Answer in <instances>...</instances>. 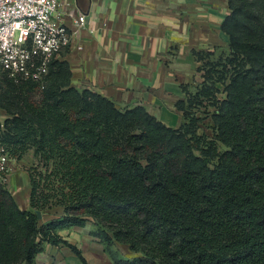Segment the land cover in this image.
Here are the masks:
<instances>
[{
	"label": "trees",
	"instance_id": "16d2710c",
	"mask_svg": "<svg viewBox=\"0 0 264 264\" xmlns=\"http://www.w3.org/2000/svg\"><path fill=\"white\" fill-rule=\"evenodd\" d=\"M227 4V52L212 63L214 50L193 51L203 80L181 85L178 127L72 86L66 60L40 81L0 72V143L39 163L27 210L0 179V264H35L46 242L82 259L58 231L89 222L114 264H264V0ZM204 99L211 137L189 112ZM52 209L61 214L40 223L36 211ZM115 243L140 255L123 259Z\"/></svg>",
	"mask_w": 264,
	"mask_h": 264
},
{
	"label": "crops",
	"instance_id": "0c3cea01",
	"mask_svg": "<svg viewBox=\"0 0 264 264\" xmlns=\"http://www.w3.org/2000/svg\"><path fill=\"white\" fill-rule=\"evenodd\" d=\"M74 2L86 23L73 46L58 56L69 64L71 85L94 90L120 109L143 106L164 125L178 127L181 115L174 104L184 98L181 85L202 79L193 51L228 47L229 37L221 30L229 13L227 0ZM13 172L11 176L17 175ZM16 185L20 189V183ZM28 208L26 200L21 209ZM60 214L59 209L40 211L39 221L44 223ZM89 227L58 231L82 259L68 246L46 242L35 264H114ZM113 250L123 259L140 255L121 243H115Z\"/></svg>",
	"mask_w": 264,
	"mask_h": 264
},
{
	"label": "built area",
	"instance_id": "2783aa9c",
	"mask_svg": "<svg viewBox=\"0 0 264 264\" xmlns=\"http://www.w3.org/2000/svg\"><path fill=\"white\" fill-rule=\"evenodd\" d=\"M85 23L74 0H0V72L14 79L42 80L51 61L73 46ZM10 160L0 143L1 180L11 173Z\"/></svg>",
	"mask_w": 264,
	"mask_h": 264
},
{
	"label": "rangeland",
	"instance_id": "374dc122",
	"mask_svg": "<svg viewBox=\"0 0 264 264\" xmlns=\"http://www.w3.org/2000/svg\"><path fill=\"white\" fill-rule=\"evenodd\" d=\"M227 52V48L224 50H215L213 56L211 58L209 57L208 62H216L219 61V59L222 57H225V54ZM225 53V54H224ZM203 62H200L199 65H202ZM201 75L203 72H200ZM203 79L196 81L193 84H190L191 86H197L202 82ZM216 87L218 88V92L216 94L218 99L224 98L223 93V86L219 83L216 84ZM190 92L194 93L196 89L194 87H191L189 89ZM202 99V98H201ZM203 102L200 104H195L191 108H189V112H191L194 116L199 118V130L198 132L200 134L204 133L207 136H212V121H211V114L214 111L213 105L209 103L207 100H202ZM180 112V111H179ZM181 115V122L183 121L182 113ZM3 119V117H2ZM11 160L8 162L9 168H11V172L16 173L17 175L11 176L10 174L2 181L6 183V188L11 193L12 197L15 199L17 205L21 208L24 207L26 204V200L29 198V191L27 192V188L29 189V180H28V169L34 166H38V160L33 154V150H28L26 153H24L23 157L20 160H15L10 158ZM10 172V171H9ZM24 175L26 176V179L24 178ZM17 183H20V189L17 187ZM29 203V201H28ZM29 209V208H28ZM27 210V209H24ZM40 211H36L38 214ZM90 225V234L96 229V226L92 222L87 223ZM86 224V225H87Z\"/></svg>",
	"mask_w": 264,
	"mask_h": 264
}]
</instances>
